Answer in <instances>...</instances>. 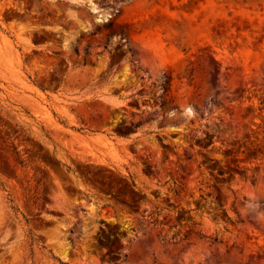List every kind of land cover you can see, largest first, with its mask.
I'll list each match as a JSON object with an SVG mask.
<instances>
[{"label": "rangeland", "instance_id": "obj_1", "mask_svg": "<svg viewBox=\"0 0 264 264\" xmlns=\"http://www.w3.org/2000/svg\"><path fill=\"white\" fill-rule=\"evenodd\" d=\"M0 264H264V0H0Z\"/></svg>", "mask_w": 264, "mask_h": 264}]
</instances>
